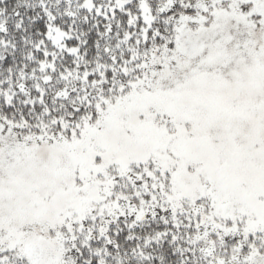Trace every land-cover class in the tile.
Here are the masks:
<instances>
[{
    "label": "snow or ice",
    "instance_id": "1",
    "mask_svg": "<svg viewBox=\"0 0 264 264\" xmlns=\"http://www.w3.org/2000/svg\"><path fill=\"white\" fill-rule=\"evenodd\" d=\"M0 264H264V0H0Z\"/></svg>",
    "mask_w": 264,
    "mask_h": 264
}]
</instances>
